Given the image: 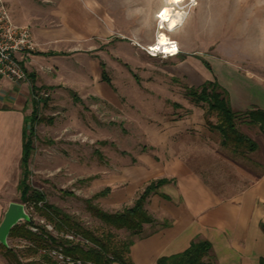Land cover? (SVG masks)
I'll list each match as a JSON object with an SVG mask.
<instances>
[{
  "label": "rangeland",
  "instance_id": "rangeland-1",
  "mask_svg": "<svg viewBox=\"0 0 264 264\" xmlns=\"http://www.w3.org/2000/svg\"><path fill=\"white\" fill-rule=\"evenodd\" d=\"M38 1L53 7L59 0ZM91 1L76 0L73 5L71 23L79 32L76 45L81 49L82 36L92 43L90 54L94 62H105L110 84L102 80L99 65L95 69L88 62L92 87L81 89L70 83L81 101L69 88H60L55 94L49 91V96L42 98L38 106L41 121L35 125L37 137L30 158V183L43 192L48 203L100 235L108 227L90 212L86 200L110 187L107 195L93 203L108 212L121 210L132 205L141 191L139 180L149 162L163 169L156 170L159 175L180 160V146L174 151L173 140L180 141L186 117L205 108L186 95L187 86H198L211 75L200 58L217 65L220 60L214 57L229 60L231 56L235 62L234 55L260 41L264 0H184L179 5L185 12L183 23L173 31L163 29L180 50L167 58L146 51L162 30L158 14L165 0ZM258 2L263 4L256 7ZM85 15L94 19L92 28L86 26ZM68 59L64 77L73 80L79 75L71 69L77 67V60ZM210 119L215 122L214 114ZM197 129L196 122L190 133ZM225 172H229L227 168ZM130 179H138L135 192ZM24 205L30 217L57 235L58 230L39 210L29 202ZM112 231L118 242L136 239L125 229ZM22 243L8 238V246L22 249ZM54 250L51 255L58 261ZM0 264H8L1 254Z\"/></svg>",
  "mask_w": 264,
  "mask_h": 264
},
{
  "label": "crops",
  "instance_id": "crops-1",
  "mask_svg": "<svg viewBox=\"0 0 264 264\" xmlns=\"http://www.w3.org/2000/svg\"><path fill=\"white\" fill-rule=\"evenodd\" d=\"M4 2L16 23L30 26L36 48L28 54L16 53L33 78L28 76L20 83L0 78V222L10 202H21L18 186L25 130L33 111L32 79L37 87L53 94L60 88L75 91L70 84L73 82L81 89H90L93 73L89 74L87 63L94 64L95 69L99 65V72L101 62L105 64L94 62L90 54L93 45L86 43L85 36L81 49L76 45L79 32L71 23L76 0H59L53 7L38 0ZM261 4L258 2L256 7ZM85 17L86 26L92 28L94 19ZM260 17L263 19L262 13ZM70 56L77 60V67L71 69L79 74L73 80L64 77ZM214 58L220 61L217 65L209 62L211 75L205 81L216 79L229 92L231 105L237 111L264 110V35L256 44H248L244 53L234 55L235 62L231 56L229 60L221 55ZM205 111L201 108L200 113L188 115L178 135L180 141L173 140L174 151L180 146L179 161L159 175L156 170L163 169L154 162H149L142 172L141 187L158 177L174 181L160 188L169 200L156 194L146 204L157 222L144 224L141 237L131 246L135 264H156L162 255L185 250L196 235L212 243L217 264H260L264 256V132L241 121L240 128L258 144V149L233 153L221 145L219 133L208 127ZM196 122L200 129L195 131V137L190 129ZM226 168L229 172H225ZM130 180L135 192L138 179ZM165 220L171 225L158 224Z\"/></svg>",
  "mask_w": 264,
  "mask_h": 264
},
{
  "label": "trees",
  "instance_id": "trees-1",
  "mask_svg": "<svg viewBox=\"0 0 264 264\" xmlns=\"http://www.w3.org/2000/svg\"><path fill=\"white\" fill-rule=\"evenodd\" d=\"M203 64L211 70V64L202 59ZM102 80L110 84L106 65L101 62ZM33 78L31 74H28ZM45 89L37 87L32 79L31 93ZM47 89V88H46ZM71 94L77 101L80 97L73 90ZM186 95L196 104L205 107V120L212 131L219 133L221 145L233 153L253 152L258 149V144L240 128V122L258 127L264 132V110L237 111L230 102L229 92L219 84L216 79L207 80L198 86H187ZM33 111L25 130L22 156V176L18 186L22 203L29 202L39 210L45 219L58 230L57 235L49 231L45 225L37 223L33 217L29 221L16 224L9 233V238L23 241V248L5 246L0 244V254L8 264H59L51 255V250L60 249V252L73 259H79L83 264H135L130 256L131 246L135 238L116 241L112 229L129 231L133 237H141L144 224L156 223L157 219L147 210L146 204L152 195H160L165 199L170 197L161 192L160 188L174 180L168 177H158L148 181L137 195L133 204L121 210L108 212L93 203V199L105 196L110 192L107 187L96 193L92 199L86 200L90 212L101 220L108 230L100 235L78 223L71 215L61 208L46 201L45 195L30 183V158L34 151V141L37 137L35 125L40 122L38 116V101L34 98ZM214 114L213 122L210 115ZM168 227V220L160 224ZM31 227L36 228V231ZM264 230V223L261 224ZM71 234L82 240L70 239L66 235ZM38 255L39 257H35ZM41 261L42 263H39ZM156 264H217L212 254V243L200 235L191 241L183 251L160 256ZM260 264H264V256L260 258Z\"/></svg>",
  "mask_w": 264,
  "mask_h": 264
},
{
  "label": "built area",
  "instance_id": "built-area-1",
  "mask_svg": "<svg viewBox=\"0 0 264 264\" xmlns=\"http://www.w3.org/2000/svg\"><path fill=\"white\" fill-rule=\"evenodd\" d=\"M158 18L161 23L160 12ZM161 27V24H160ZM174 41V40H171ZM175 42V41H174ZM173 47V44L171 43ZM174 47L176 54H179V48L175 42ZM36 48V43L29 25L16 23L10 11L5 4L4 0H0V78L7 79L9 81L20 83L28 78L27 71L21 64V61L16 57V53H30ZM147 53L151 56L160 55L163 58L172 57L175 55H169L163 50L155 49L153 45L148 46ZM49 96V90L41 89L32 94V98L38 101V104L42 102L43 97ZM36 231V228L31 227ZM70 239L82 240L80 237L74 235H66ZM54 253L58 256V262L60 264H83L79 259H73L65 256L60 252V249H55Z\"/></svg>",
  "mask_w": 264,
  "mask_h": 264
},
{
  "label": "bare ground",
  "instance_id": "bare-ground-1",
  "mask_svg": "<svg viewBox=\"0 0 264 264\" xmlns=\"http://www.w3.org/2000/svg\"><path fill=\"white\" fill-rule=\"evenodd\" d=\"M184 2V0H181V2L179 4H175V3H169L168 0H165V3L162 4V6L160 7V13L165 10L168 9V12L165 13V17L162 18L161 15V29L160 32L158 33L155 42L152 44L154 46L155 49H160L163 50L165 53H168L169 55H175L176 49L174 52L171 51H166L167 50H171L173 49V47L171 46V43H160V39L161 37H164L166 40L171 41V37L168 36V34L163 30L166 29L167 31H173L175 30L178 26H180L183 23L184 20V16H185V12L182 11L179 7V5ZM174 24V27H171V30H169L170 26H172Z\"/></svg>",
  "mask_w": 264,
  "mask_h": 264
},
{
  "label": "water",
  "instance_id": "water-1",
  "mask_svg": "<svg viewBox=\"0 0 264 264\" xmlns=\"http://www.w3.org/2000/svg\"><path fill=\"white\" fill-rule=\"evenodd\" d=\"M31 219L24 203L10 202L0 222V244L8 246V238L11 229L22 221Z\"/></svg>",
  "mask_w": 264,
  "mask_h": 264
},
{
  "label": "snow or ice",
  "instance_id": "snow-or-ice-1",
  "mask_svg": "<svg viewBox=\"0 0 264 264\" xmlns=\"http://www.w3.org/2000/svg\"><path fill=\"white\" fill-rule=\"evenodd\" d=\"M168 2L169 3L179 4L181 2V0H168ZM193 2H194V0H193ZM167 12H168V9L163 10L160 13L161 17L164 18L165 17V13H167ZM171 27H174V24L172 26H170L169 30H171ZM160 43H172L173 44V49H171V50H167L166 49V51H171V52H174L175 51V47H174L175 42L174 41H168L164 37H161Z\"/></svg>",
  "mask_w": 264,
  "mask_h": 264
}]
</instances>
